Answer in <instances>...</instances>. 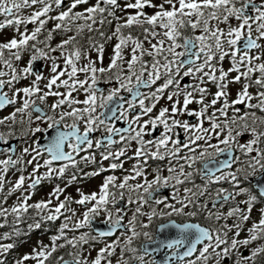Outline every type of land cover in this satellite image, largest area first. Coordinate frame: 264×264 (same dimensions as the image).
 <instances>
[{
	"label": "snow or ice",
	"instance_id": "1",
	"mask_svg": "<svg viewBox=\"0 0 264 264\" xmlns=\"http://www.w3.org/2000/svg\"><path fill=\"white\" fill-rule=\"evenodd\" d=\"M5 228L0 264H264V0H0Z\"/></svg>",
	"mask_w": 264,
	"mask_h": 264
},
{
	"label": "rangeland",
	"instance_id": "2",
	"mask_svg": "<svg viewBox=\"0 0 264 264\" xmlns=\"http://www.w3.org/2000/svg\"><path fill=\"white\" fill-rule=\"evenodd\" d=\"M225 67H227V65H225ZM126 167H127V165H126ZM29 171H31L30 168H29ZM101 179H102L101 177H96V178L91 179V180L83 181L80 186L83 187L85 192L94 191L96 189L97 185L100 184ZM55 183H60V181L59 180L52 181V182L46 181L45 187H43L41 190L40 189H36V195L33 197V202L34 201H38V200H40L42 198H45L47 193L51 191V189H52V187L54 186ZM61 186H63V185H61ZM75 188H76L75 185L73 187H70L68 189V193L72 194L73 196H76L77 194H76ZM13 202H14V198L9 200V203H13ZM255 218H256V213L254 212L253 213V219H255ZM59 223L60 222L57 221L56 225H45L42 229H48V230H51V233H54L55 230H56V226ZM0 232H3V230L0 229ZM40 233L41 232H37V233L32 234L34 236L29 241H27L23 245H21L19 251H17V254H15V257L13 258V260L19 255H22V254L30 252L32 247L39 240H43L45 243H48L49 238H47L46 235H43V234L40 235ZM51 233H49V235ZM93 255H95V253H93Z\"/></svg>",
	"mask_w": 264,
	"mask_h": 264
},
{
	"label": "water",
	"instance_id": "3",
	"mask_svg": "<svg viewBox=\"0 0 264 264\" xmlns=\"http://www.w3.org/2000/svg\"><path fill=\"white\" fill-rule=\"evenodd\" d=\"M261 179V177L259 176V177H257L255 180H254V182H255V184H256V181L257 180H260Z\"/></svg>",
	"mask_w": 264,
	"mask_h": 264
}]
</instances>
